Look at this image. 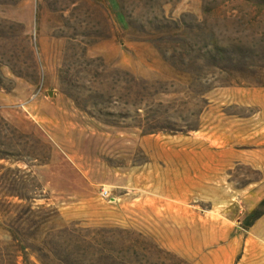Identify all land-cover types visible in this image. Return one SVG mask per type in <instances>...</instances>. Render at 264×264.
Here are the masks:
<instances>
[{"label": "rangeland", "instance_id": "rangeland-1", "mask_svg": "<svg viewBox=\"0 0 264 264\" xmlns=\"http://www.w3.org/2000/svg\"><path fill=\"white\" fill-rule=\"evenodd\" d=\"M256 88L264 0H0V264H256Z\"/></svg>", "mask_w": 264, "mask_h": 264}, {"label": "crops", "instance_id": "crops-1", "mask_svg": "<svg viewBox=\"0 0 264 264\" xmlns=\"http://www.w3.org/2000/svg\"><path fill=\"white\" fill-rule=\"evenodd\" d=\"M245 102L246 105L251 103L254 110H256L254 117L256 118V156H258L261 152L259 147L264 145V88H256L252 93V100H244V105ZM260 194L261 191L258 189L256 191V209L264 200V195L260 196ZM194 237V235L186 233L182 239L183 241H189V239H194ZM172 241H176V239L172 238ZM242 241L239 239L232 240L219 250L212 252L209 256L201 258L196 264H235L236 258L242 249ZM167 248L182 257L193 258L187 244H181L179 247L169 245ZM256 264H264V216L256 222Z\"/></svg>", "mask_w": 264, "mask_h": 264}, {"label": "trees", "instance_id": "trees-1", "mask_svg": "<svg viewBox=\"0 0 264 264\" xmlns=\"http://www.w3.org/2000/svg\"><path fill=\"white\" fill-rule=\"evenodd\" d=\"M264 216V200L259 204L258 208L253 210L245 220V228H252L256 222Z\"/></svg>", "mask_w": 264, "mask_h": 264}, {"label": "built area", "instance_id": "built-area-1", "mask_svg": "<svg viewBox=\"0 0 264 264\" xmlns=\"http://www.w3.org/2000/svg\"><path fill=\"white\" fill-rule=\"evenodd\" d=\"M102 197L105 198V199H107L109 197L108 192L102 193Z\"/></svg>", "mask_w": 264, "mask_h": 264}]
</instances>
